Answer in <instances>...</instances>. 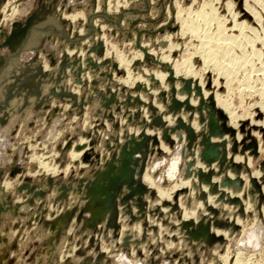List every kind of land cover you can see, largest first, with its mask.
Returning <instances> with one entry per match:
<instances>
[{"label":"rangeland","instance_id":"1","mask_svg":"<svg viewBox=\"0 0 264 264\" xmlns=\"http://www.w3.org/2000/svg\"><path fill=\"white\" fill-rule=\"evenodd\" d=\"M257 1L0 0V264H264Z\"/></svg>","mask_w":264,"mask_h":264},{"label":"bare ground","instance_id":"2","mask_svg":"<svg viewBox=\"0 0 264 264\" xmlns=\"http://www.w3.org/2000/svg\"><path fill=\"white\" fill-rule=\"evenodd\" d=\"M259 1V0H258ZM257 1V2H258ZM262 1V0H261ZM210 2V1H209ZM260 2V1H259ZM247 7V6H246ZM248 8H250V7H248ZM208 10V9H207ZM212 10V9H211ZM213 10H215V8L213 9ZM18 12V11H17ZM214 12V11H213ZM250 12V11H249ZM15 13V12H14ZM14 13H12V14H14ZM207 12H205V14H206ZM216 13V12H215ZM232 13V12H231ZM11 14V15H12ZM214 14V13H213ZM10 15V16H11ZM217 16V15H216ZM5 18V17H4ZM260 19H261V17H259ZM201 20V21H203V22H207V23H210V21H212V11L210 12L209 11V13L208 14H206V15H203V16H199V15H196V16H193V17H191V18H189V20L187 19V21L189 22V23H191L193 26L191 27V33H193V34H195L196 33V35H197V32H199V26L200 25H198L199 23H197V21L198 20ZM196 22V23H195ZM193 23H195V26H194V24ZM222 23V22H221ZM243 25H241V27H239L238 28V36L237 35H234L232 38H229L228 37V39H230V41L231 42H228V41H226L227 39V37L224 39H219V37H218V39H216L217 40V42L215 43V45H214V47H215V49H213L214 51H212L210 48L212 47L211 45H210V43H212V41L210 42V40L212 39V36H213V33H211V32H207L206 34H205V38H204V40H205V44H207V46H208V48H209V50L208 51H204L205 52V54H207L209 57L211 56L212 57V60H210V62H212V61H214L213 63L215 64V65H217V63L220 61L219 59L222 57V58H228L229 59V57L231 56V52H232V50H234V48H237L238 47V49H239V47L241 46V45H243L244 44V41H249V34H248V32L247 33H245V31H244V28H246L247 29V27H246V25H245V23H242ZM226 25V24H225ZM259 25V24H258ZM261 25V24H260ZM187 26V25H186ZM217 27V26H216ZM251 27V26H250ZM250 27H249V29H250ZM188 28V27H187ZM215 29V28H214ZM220 29V28H219ZM262 29V28H261ZM229 30V29H228ZM250 30H252V28L250 29ZM231 31V30H230ZM234 31H235V29H234ZM250 32V31H249ZM261 32V31H260ZM263 32V31H262ZM260 34V33H259ZM217 35V34H216ZM231 37V36H230ZM257 37V36H256ZM256 37H254V38H256ZM253 40V39H252ZM257 40H260V39H258V37H257ZM247 41V42H248ZM204 42V41H203ZM210 42V43H209ZM228 42V43H227ZM249 43H250V41H249ZM249 43L247 44H245V46L247 47L248 45H249ZM204 44V43H203ZM213 45V44H212ZM207 46H206V48H207ZM244 46V47H245ZM261 46V45H260ZM243 46H241V48H242ZM246 47H245V49H246ZM207 48V49H208ZM213 48V47H212ZM248 48H250V52L251 53H253V54H255L256 56L257 55H260L261 57L263 56L264 57V45H262V48L261 49H259V50H257V49H255L254 47H253V45H250V47H248ZM199 49V48H198ZM204 49V48H203ZM242 49H244V48H242ZM199 52V51H198ZM203 52V53H204ZM201 53V52H200ZM234 53V52H233ZM242 53V52H241ZM245 53L243 52V55H244ZM201 55V54H200ZM202 55H204V54H202ZM241 55V54H240ZM242 55V56H243ZM248 57V56H247ZM262 57V58H263ZM232 58V57H231ZM243 58V60L241 61V62H250V61H248V58H245V57H242ZM241 58V59H242ZM227 59V60H228ZM234 59V58H233ZM255 59V58H254ZM261 59V58H260ZM207 60V59H206ZM219 60V61H218ZM238 60V59H237ZM250 60V59H249ZM218 61V62H217ZM229 61V60H228ZM232 61V60H231ZM207 62H208V60H207ZM221 62V61H220ZM222 62H223V59H222ZM238 62H240V61H234L233 63L231 62V64H230V66H227V67H225L226 69V71H225V73L227 72V73H231L232 72V70L234 69V67H235V65H238ZM205 63V62H204ZM228 63H230V62H228ZM252 63V62H251ZM258 66L260 65V67L258 68L257 67V69H258V71L259 72H261L262 74V77L264 78V63H263V61H262V59L261 60H259L258 59ZM208 64H210L211 65V63H209L208 62ZM207 64V65H208ZM248 64V63H247ZM256 64V63H255ZM255 64L253 65L254 67H255ZM209 65V66H210ZM212 66V65H211ZM224 67V66H223ZM229 67V68H228ZM221 68H222V66H221ZM235 70V69H234ZM188 72V71H187ZM234 72V71H233ZM257 73V72H256ZM233 75H235V74H233ZM224 76V75H223ZM225 76H226V74H225ZM229 76H231V75H229ZM249 77V76H248ZM226 82H227V84H229L228 83V81L226 80ZM249 83V82H248ZM227 91V90H226ZM237 98V97H236ZM241 98V97H240ZM219 99V98H218ZM221 99V98H220ZM218 100V104L220 103L219 101H221V100ZM223 101H224V99H223ZM223 101H222V103H223ZM264 102V101H263ZM230 104V103H229ZM223 105H225V101H224V104ZM224 107V106H223ZM229 107V106H228ZM226 109H227V107H225ZM231 110V109H230ZM234 113V112H233ZM233 113H232V115H233ZM236 115H234V117H235ZM230 117H232V116H230ZM233 118V117H232ZM232 120V119H231ZM233 120H234V118H233ZM235 122V121H234ZM49 164V163H48ZM150 180V179H149ZM152 184V183H151ZM153 185V184H152ZM163 195V193H161L160 192V194L159 195ZM190 212H192V211H190ZM189 212V213H190Z\"/></svg>","mask_w":264,"mask_h":264}]
</instances>
